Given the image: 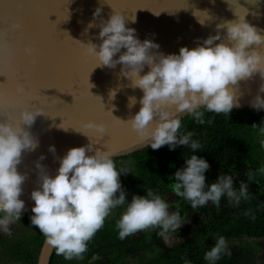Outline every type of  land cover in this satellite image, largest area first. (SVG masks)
Segmentation results:
<instances>
[{
  "label": "clouds",
  "instance_id": "1",
  "mask_svg": "<svg viewBox=\"0 0 264 264\" xmlns=\"http://www.w3.org/2000/svg\"><path fill=\"white\" fill-rule=\"evenodd\" d=\"M101 12L102 8L97 7L93 21L87 26L89 29L99 27L101 43L89 42L83 46L88 55L95 57V67L115 68L119 64L121 75L130 79L132 87L143 91L139 111L123 122L141 138H147L152 149L163 145L174 149L183 145L195 152L200 144L192 138L193 132H181L180 114L187 113L201 124L205 122L201 108L229 114L240 107L236 92L239 82L251 79L256 73L264 79V52L251 47L264 46V35L245 16L223 20L216 25V34L209 35L202 44L191 49L184 46L179 54L166 55L156 51L157 43L150 39L141 41L136 29L126 26L129 21L135 22V16L129 19L113 9L109 17L103 19ZM96 18H100L98 23ZM221 30H224L223 35ZM26 51L31 55L33 49ZM145 66L149 70L142 75ZM17 91L22 93L23 87L18 86ZM260 93H264V83L251 101L257 111L264 109V96ZM135 103L136 98L131 97L129 107ZM41 115L48 116L38 106L21 108L14 118L0 113V229L9 235V225L19 221L25 210L20 196L26 176L17 166L24 152L34 151L39 146L30 129ZM84 127L102 135L107 131L103 122L87 121ZM261 132L264 133V127ZM49 150L55 152V147L50 146ZM91 151V144L68 149L54 176L40 163L43 156L36 162L40 186L31 193L35 202L31 208V224L43 233L56 254L66 260L82 258L88 241L103 227L111 211L127 201L119 179L126 171L117 170L110 152L97 150L93 155L87 154ZM185 165L174 173L170 187L177 196L190 202L192 208L208 201L219 207L225 195L230 204L249 198L247 184L241 182L239 190L235 189L231 175L218 176L215 182L206 185L210 164L203 157L192 154L185 159ZM168 209L169 204L152 191H147V195H133L116 223L119 238L151 228H160L161 236L175 232L183 225L181 216ZM227 247L226 238L219 236L204 259L215 264ZM185 264L191 262L185 260Z\"/></svg>",
  "mask_w": 264,
  "mask_h": 264
},
{
  "label": "water",
  "instance_id": "2",
  "mask_svg": "<svg viewBox=\"0 0 264 264\" xmlns=\"http://www.w3.org/2000/svg\"><path fill=\"white\" fill-rule=\"evenodd\" d=\"M97 7L102 8L103 19L113 9L129 19L135 16V22L129 21L126 26L135 28L141 41L157 43L156 51L166 55L179 54L184 46L191 49L202 44L216 34L218 23L238 16H245L264 35V0H0V95L5 98L0 113L14 118L21 108L38 106L48 115L36 118L30 131L39 146L24 152L17 166L26 176L20 196L25 210L35 203L31 193L40 186L36 162L41 156L44 159L40 163L54 176L60 159L71 147L91 144L92 151L87 154L108 151L115 158L150 144L123 122L139 111L143 91L121 75V65L95 67V57L83 46L101 43L99 27L87 28ZM251 47L264 52V46ZM28 48L33 49L31 55ZM148 70L145 66L141 74ZM262 83L259 73L240 81L236 89L240 107L236 109L256 110L251 101ZM18 86L23 87L22 93L17 91ZM57 89L70 92L75 99ZM131 97L136 103L129 107ZM186 114H180V119ZM87 121L103 122L106 133L85 128ZM60 124L67 129L58 127ZM50 146L55 152L49 150ZM53 249L44 238L36 264H49Z\"/></svg>",
  "mask_w": 264,
  "mask_h": 264
},
{
  "label": "trees",
  "instance_id": "3",
  "mask_svg": "<svg viewBox=\"0 0 264 264\" xmlns=\"http://www.w3.org/2000/svg\"><path fill=\"white\" fill-rule=\"evenodd\" d=\"M200 110L204 111L205 122L202 124L197 123L189 114L181 118V132H193L192 138L200 144L195 152L183 145H177L174 149L169 145L152 149L149 144L130 154L113 158L117 170H126L129 165L135 168L134 177L119 178L126 194V204L133 195H147V191L163 196V199L164 194L172 192L175 195L172 202L177 203L181 210L189 212L194 227L178 232L177 238L168 241L159 235L160 228L140 231L139 239L142 242L148 239L150 232L151 240L158 249L151 255L139 245L141 248L136 259L132 260L121 251L125 242H113L110 238V234L116 229L118 218L125 210V204L122 208L118 206L111 211L117 210V213L110 214L105 219L103 227L88 241L87 251L82 258L66 260L63 257L54 261L56 250L53 249L49 264H86L96 252L107 258L101 264H132L133 261L134 264H185V260L191 264H209L204 259L205 253L214 246L219 236L225 237L227 241L240 236L264 237V171H260L264 169V133L261 132V127H264V111L234 108L229 114H217L203 108ZM209 120L212 122L208 123ZM192 154L203 157L210 164L206 172V185L214 182L211 166L213 161L236 157L245 162L251 179L261 185L258 193H249V198H242L239 204H230L225 195L221 197L219 207L209 201L206 207L192 208L190 202L177 196L170 187L175 179L174 173L186 166L185 159ZM32 214L31 208H28L23 211L19 221L9 225L11 235L7 234L5 240L0 241L2 264L4 261L5 264H36L45 237L31 224ZM96 239H102V242L95 247ZM113 251H117L118 255L108 259ZM239 256V252L225 251L215 264H238Z\"/></svg>",
  "mask_w": 264,
  "mask_h": 264
},
{
  "label": "rangeland",
  "instance_id": "4",
  "mask_svg": "<svg viewBox=\"0 0 264 264\" xmlns=\"http://www.w3.org/2000/svg\"><path fill=\"white\" fill-rule=\"evenodd\" d=\"M119 157V156H118ZM116 158V157H115ZM213 168V181L215 182L218 176L221 175H231L233 178V186L235 189L239 190V186L241 182L247 184L248 193L256 194L259 191L261 185H259L256 181L250 179L249 171L247 170L248 165L245 162L240 161L236 157H230L228 159H224L222 161H213L211 163ZM126 173L121 174L119 178L127 177L132 178L136 175L135 168L130 165L126 168ZM163 199V196L161 197ZM175 199V195L172 192L164 194V200L169 203L168 211L178 212L181 216L182 227L177 229L175 232H169L164 236L166 241L173 240L178 237V232L184 231V229H191L193 226L192 216L188 211L181 210L177 203H173L172 201ZM173 203V204H172ZM209 201L203 205L208 206ZM120 208L123 207L119 206ZM117 210L110 213L115 215ZM119 219V218H118ZM118 229L116 228L110 234V238L113 242H118L123 240L125 245L122 248V252L130 256L132 260L136 259L139 249L142 247L146 248L148 254H155L158 247L156 243L151 240V233H148V239L146 238L143 242L139 239L140 231L136 232L133 235H130L124 239H120L118 235ZM150 231V229H148ZM7 233H5L2 229H0V241H4ZM102 242V239H96L94 241V246H98L99 243ZM207 242V240H206ZM228 247L226 251H235L239 252L240 256L238 258V264H264V237L262 238H251L246 236H240L235 239H231L227 241ZM139 245L141 247H139ZM149 245V247H148ZM118 255L117 251H113L108 255L109 258H114ZM3 256V252L0 250V261ZM63 255L55 254V259L63 258ZM107 258L103 257L100 252H96L91 255V257L87 260L86 264H101L105 262ZM3 261V260H2ZM162 263V262H161ZM159 263V264H161ZM2 264V262H0ZM5 264V261L3 262ZM116 264V263H112ZM134 264V261L132 262ZM163 264V263H162Z\"/></svg>",
  "mask_w": 264,
  "mask_h": 264
},
{
  "label": "snow or ice",
  "instance_id": "5",
  "mask_svg": "<svg viewBox=\"0 0 264 264\" xmlns=\"http://www.w3.org/2000/svg\"><path fill=\"white\" fill-rule=\"evenodd\" d=\"M13 27H19V25H14ZM0 34H2V32H0ZM2 49H0V54H2ZM7 103L9 104V105H11V101L9 100V101H7ZM3 104H5V98L2 96V95H0V105H3Z\"/></svg>",
  "mask_w": 264,
  "mask_h": 264
}]
</instances>
